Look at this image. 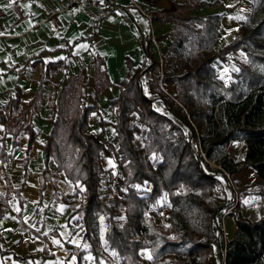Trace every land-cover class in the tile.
<instances>
[{
	"label": "trees",
	"instance_id": "obj_1",
	"mask_svg": "<svg viewBox=\"0 0 264 264\" xmlns=\"http://www.w3.org/2000/svg\"><path fill=\"white\" fill-rule=\"evenodd\" d=\"M251 2L250 21L220 47L215 46L218 15L189 14L194 7L210 5L203 0L171 1L167 8L147 11L151 19L170 24L159 36L169 43L160 60L150 57L146 92L131 76L118 82V95L108 102L116 146L100 140L98 133L87 132V118L96 103H85V85L78 76L68 74L59 81L58 91L48 94L45 105L51 118L39 145L38 199L46 181L51 182L56 197L58 173L73 184V196L65 200L68 207L75 208L82 229L79 244H67L75 257L73 264H83L87 252L93 264H206L221 233L217 216L230 207L225 215L232 217L235 230L224 242L218 264H264V0ZM234 51L242 52L244 60L231 74L232 80L224 84L216 77L212 62H224ZM126 63L129 65L128 59ZM66 67L58 60L47 62L34 80L30 99L19 102L17 89L0 111V123L11 133L12 145L17 144L19 132L27 134L24 156L16 160L22 167V180L34 138L30 116L39 109L48 79ZM95 78L99 80L95 92L99 93L108 80L98 69ZM166 83H172L169 95L164 91ZM131 113L139 125L131 124ZM103 123L99 121L101 126ZM141 126L147 127L152 139V166L144 162L136 145ZM234 142L243 144L240 157L228 154ZM101 154L120 164L124 186L120 195L109 184L99 192ZM7 158L0 150V160ZM211 161L218 167L209 166ZM244 167L254 170V181L260 186L262 213L254 220L241 214L238 203L232 207V200L222 208L214 203L215 197L224 195L216 175L224 177ZM107 175L110 181V172ZM4 182V197L14 195L21 207L18 188L8 185L5 176ZM143 183L148 185L146 190L140 188ZM162 194L167 201L161 207L168 217L166 225L148 214ZM4 211L0 204V217ZM17 228L26 230L20 218ZM27 232L46 240L31 228ZM142 249L146 256L140 254ZM5 253L0 248V255ZM12 257L29 264L26 260L33 256ZM39 257H52V253L42 247Z\"/></svg>",
	"mask_w": 264,
	"mask_h": 264
},
{
	"label": "crops",
	"instance_id": "obj_2",
	"mask_svg": "<svg viewBox=\"0 0 264 264\" xmlns=\"http://www.w3.org/2000/svg\"><path fill=\"white\" fill-rule=\"evenodd\" d=\"M111 1L123 6L126 11H105L94 7L80 8L75 11L60 10V4L56 0H11V7H6L10 0H0V111L3 110L6 101L14 96L17 89L20 92L19 102L30 99L35 89L34 80L44 64L58 60L60 63L65 62L67 66L48 79V83L44 85L43 99L39 109L30 116L34 138L27 154L24 180L21 177L22 167L16 160L24 156L27 134L19 132L15 138L17 144L12 145L11 133L0 123V150L8 155L5 161L0 160V204L5 207V211L0 217V248L7 251L0 255V264H23L22 261L14 260L13 254L19 256L31 254L32 259L27 258L26 260L29 264H42V262L50 260L55 261L56 264H73L75 261V257L67 245H78L82 234L75 208L68 207L65 203L57 216H62L69 235L71 232H75V235L78 234L76 240L75 238L74 240H69L68 237L62 238L55 230V234L51 235L48 233L50 231L44 232L38 229L39 226H42L46 213V207L42 206L45 193L51 189V195L53 194L51 182L46 181L41 201H38L37 174L42 168L39 145L44 142L51 118V110L45 105L46 97L50 94L47 93L48 85L54 77H59V81L63 77H67L68 74L79 77L85 85V103H90L91 100L96 103V109L90 111L87 118V132L98 133L100 139L104 126L112 128L114 116L108 108V102L118 95V82L131 76L133 81L145 89L146 82L150 78L148 69L151 62L150 57L157 59L147 38L148 25L145 19L135 8L125 7V0ZM137 1L147 11L167 8L171 1L182 2V0ZM203 1L210 5L194 7L189 11V14L218 15L216 47L229 42L236 31H242L244 28L240 18L243 17L242 15L247 14L250 17L251 0ZM213 2L217 4H211ZM227 8L230 10L226 11ZM151 25L157 42L159 44L164 42L166 48L169 43L168 39L159 36L168 30L170 24L152 19ZM141 36L144 39H141ZM126 59H128L129 65H127ZM222 63L216 62V59L212 62L215 75L219 79V76L223 75L225 71ZM96 69L104 72L108 80L99 93L95 92V88L99 85V80L95 78ZM100 81L102 80L100 79ZM59 86L55 90L58 91ZM164 91L168 95L171 94L172 83H166ZM47 109H49V116ZM26 119L28 120V114ZM100 120L104 122L102 126L99 124ZM36 124L42 128L39 141L36 138ZM21 150L22 154L20 155ZM13 151L18 154H13ZM35 155L40 158L41 165L38 164L33 168L32 161ZM100 160L105 162V166L112 165L111 158L104 154L100 155ZM48 168L50 172L54 171V164L51 160L48 162ZM11 170L17 171V178L11 177L9 173ZM233 175L238 180V184L242 182L245 184L254 181L255 172L248 168L233 173ZM4 176L8 179V185L18 188L21 207L18 206L14 195L4 197L7 187ZM63 176L62 173H58L56 192L61 193L62 190V198L68 199L69 196L66 193L73 190V184H69L67 189L62 188ZM109 186L112 188L110 184ZM113 191L115 192L114 189ZM19 209L20 215H17ZM150 211L149 215L155 222L168 224V217L164 209ZM240 212L251 220L256 219L262 213L261 211L257 217L250 218L247 205ZM19 218L24 222L26 230H18L17 221ZM224 218L226 220L222 225L223 239L218 237L217 246L208 256L206 264H218L222 258L223 244L231 238L235 230L232 217L225 215ZM28 228L33 229L39 235L45 234L46 240L29 234ZM52 239L57 244L55 246L59 247L58 251L53 252ZM10 240L15 246L9 245ZM27 245L46 247L52 253V257L40 258L41 251H36V253L30 250L19 251L20 248ZM140 254L146 256V251L142 249Z\"/></svg>",
	"mask_w": 264,
	"mask_h": 264
},
{
	"label": "rangeland",
	"instance_id": "obj_3",
	"mask_svg": "<svg viewBox=\"0 0 264 264\" xmlns=\"http://www.w3.org/2000/svg\"><path fill=\"white\" fill-rule=\"evenodd\" d=\"M242 16H243L242 22L244 25H246V23L250 21V17H248L249 15H247V14H244ZM162 43L160 42V44H159L160 45V50H159L160 55H162L163 52L165 51V43L164 42H162ZM243 60H244V55L242 52H239V51H236V52L234 51V53L230 52L226 55V60H225V62L222 63V66L225 67V71H224L223 75L219 76L224 84H227L228 81L232 80L231 74L237 72V66ZM216 62L220 63V61H218V60H216ZM58 86H59V77H54L52 79L51 83H49V85H48L47 93H50L52 90H55L56 88H58ZM142 91L146 92L144 88L142 89ZM47 110H48L47 115L49 116V109H47ZM169 116L171 118H173L171 115H169ZM130 122H131V124L139 125V123L136 119V115L134 113H131V115H130ZM184 129L186 130L185 126H184ZM35 130H36L37 141H39L41 139L42 128L40 125L36 124ZM102 133L103 134L100 137V140L110 142L111 144L116 146V140L117 139H116V136H115L111 127H109V126L105 127L104 126V129H102ZM136 145L138 147L139 153L142 156L144 162L147 163L148 166H152V161L154 158V154H153V150H152L153 143H152L151 137L147 133V127L146 126L140 127V133L137 135V138H136ZM242 152H243V144L241 142H234L228 148L229 156L240 157ZM12 153L15 155L18 154V152H16V151H13ZM21 154H22V150H21L20 155ZM105 156L108 157L107 155H105ZM110 158H111L112 165H109V166H105L106 165L105 162L104 161L101 162V160H100V163H101L103 170L101 172V188L99 189V192L102 193L104 190V186L107 184H110L117 194H121L124 191L123 173L120 170V164L117 163V161L114 159V157L111 156ZM40 162H41V160L38 157V155H35L34 159L32 161V167L34 168L35 166L40 164ZM209 166L213 167L216 165L214 162L211 161V162H209ZM248 168L249 167H244L243 169H248ZM107 172H110V174H111L110 176L112 177V179L110 181L107 180L108 179ZM9 173L11 174V177H13V178H17V176H18V173L15 170H11ZM216 176H217V178L220 179V182L223 185L224 195H220V196L215 197L214 203H215V205L219 206V208L226 207L227 205H229L227 203L231 200L232 192L225 185V182L222 179V177L219 174H217ZM228 176H229V179H230L232 186L234 188V191L236 194V204L237 203L239 204L240 211L242 208H244L245 205H247V207L249 208L248 214H249L250 218L257 217L258 214L262 211V207H263L262 206L263 203L261 202V199L259 196L260 186L257 183H255V181H253L252 183L247 182L244 184L242 182V183L238 184V180L235 179L233 173L228 174ZM69 184L71 185L72 183L66 177L63 176L62 188L67 189ZM147 186H148L147 184L143 183V185L140 188L143 190H146ZM44 187H45V184H44ZM78 188L81 189V186H78ZM37 194H38V187H37ZM62 194H63V191L61 190V193H57L56 197H54L53 194L51 195V189H49V191H46L45 196L43 198L44 200L42 203V206L46 207V213L44 214L43 224L41 227L39 226L38 229H41L44 232L50 231L48 233L51 235L55 234V232H54V230H55L56 233H58V235H60L62 238L68 237L69 240H74V238L76 240L78 238V234L75 235V232H71V234L69 235L68 228L65 227V222L62 220V216H60V215L57 216V214H59L61 212L65 203L67 204L66 200L62 198L63 197ZM66 195L69 196V198H71L73 196V190L71 192L69 191L68 193H66ZM74 196L78 198V194L74 195ZM41 198H42V191H41L40 200L38 199V201H41ZM166 203H167V201L165 198V194H162L161 196H159L157 198L153 207H155V209H157V210H160V209H162L161 207L164 206ZM27 211H28V209L26 210V212ZM150 212L151 211H148V214ZM217 219L221 220V217L218 215ZM225 220H226V218L223 217L222 221H221L222 225H223V223H225ZM102 231H103V226H100L99 236L101 238V243L103 244L104 241L101 237ZM47 236H49V235H47ZM220 237L223 239L222 232L220 233ZM8 243H9V245L15 246V244L11 243V240ZM51 244L54 247L53 252L58 251L59 247L57 248V246H55L57 244L55 241H53V239H52ZM41 249H42L41 246L27 245L25 247L20 248L19 251H22V252L25 251L26 252L27 250H30V251L36 253V251H41ZM104 250H106V248H104ZM100 262H101V264H104L103 261H100ZM42 264H56V263H55V261L50 260V261H44V262H42ZM83 264H93L92 258L88 252L83 255Z\"/></svg>",
	"mask_w": 264,
	"mask_h": 264
},
{
	"label": "built area",
	"instance_id": "obj_4",
	"mask_svg": "<svg viewBox=\"0 0 264 264\" xmlns=\"http://www.w3.org/2000/svg\"><path fill=\"white\" fill-rule=\"evenodd\" d=\"M60 4V10H67V11H75L80 8H98L101 10L105 11H126V9L123 6H120L117 3L112 2L111 0H56ZM147 2H153L154 0H145ZM125 7H133L137 10V12L145 19L148 25V32H147V38L152 45L153 52L156 53V58L160 60L161 55H160V48H159V43L157 42L156 35L153 33L152 29V19L147 13V10L142 7L137 0H125ZM141 39H144V37L141 36ZM209 163V162H208ZM216 165V164H215ZM213 167H218L213 166ZM222 179L225 182V185L230 189L232 192V197L231 200L233 201L232 207L236 204V194L234 191V188L232 186V183L229 179L228 174H224V177ZM231 208V207H230ZM230 208L225 209L221 213V220H220V225H221V232L223 230L222 228V218L225 216L226 211H228Z\"/></svg>",
	"mask_w": 264,
	"mask_h": 264
},
{
	"label": "snow or ice",
	"instance_id": "obj_5",
	"mask_svg": "<svg viewBox=\"0 0 264 264\" xmlns=\"http://www.w3.org/2000/svg\"><path fill=\"white\" fill-rule=\"evenodd\" d=\"M6 7H11V0H10V3L6 5ZM240 18L243 19V17H240Z\"/></svg>",
	"mask_w": 264,
	"mask_h": 264
}]
</instances>
